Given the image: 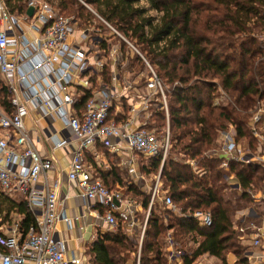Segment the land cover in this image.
<instances>
[{"label": "trees", "instance_id": "trees-1", "mask_svg": "<svg viewBox=\"0 0 264 264\" xmlns=\"http://www.w3.org/2000/svg\"><path fill=\"white\" fill-rule=\"evenodd\" d=\"M6 1L12 12L27 9L24 0ZM85 1L135 45L168 84L172 153L174 150L182 157L166 159L161 178L168 187L166 195L171 196L179 212L166 206L164 211L170 214L163 229L159 203L152 205L140 264H168V236H172L182 264H196L204 255L229 264L228 253L237 257L236 264H250L249 246L236 242L245 220L235 217L246 208L247 202L254 201L253 189L264 190V168L253 159L250 162L231 160L225 169L223 159L213 152L221 148L219 130L229 127L235 130L237 142L246 143L250 154L259 152L261 141L254 127L264 135V115L255 126L252 120L264 106V42L258 41V35L264 32V0ZM142 1L161 13L159 18L149 17L148 9L139 7ZM58 7L63 15L77 18L80 27L90 26L95 20L102 31H109L113 42L100 43V49L108 54L112 44L119 43L123 54H132L127 66L133 73L138 74L146 66L138 53L78 0H59ZM110 72V66H106V79ZM176 82L181 84L174 87ZM222 90L229 99L225 104L216 105ZM89 95L88 91L82 95L80 105H84ZM0 108L7 113L13 111L10 90L1 76ZM155 116L165 121L164 114L160 117L155 112ZM98 149L102 151L104 146L100 144ZM106 158L111 163L119 161L108 150ZM145 159L140 160L141 173L159 172L161 156ZM191 161L195 162L197 171ZM113 167L123 169L119 164ZM96 169L107 186L110 177L117 185L125 184L113 168ZM236 184L239 187L233 186ZM260 185L262 189L257 190ZM229 191L232 197H227ZM126 194L140 203L135 217L143 223L151 192L132 184L126 185ZM197 210L211 213L210 226L193 216ZM0 214L4 221L16 215L24 235L36 224L27 200L1 189ZM248 219L252 221L250 216ZM125 226L126 222L119 218L116 231L98 232L88 246L90 264H125L132 253L136 255L133 263H137L140 228L133 237L128 235Z\"/></svg>", "mask_w": 264, "mask_h": 264}, {"label": "built area", "instance_id": "built-area-1", "mask_svg": "<svg viewBox=\"0 0 264 264\" xmlns=\"http://www.w3.org/2000/svg\"><path fill=\"white\" fill-rule=\"evenodd\" d=\"M24 2L27 4L25 12L19 9L12 12L7 1L0 0V76L10 90L13 107L12 113L0 108V130L4 129L0 132V189L6 194L20 193L34 213L36 224L24 235L16 215L4 221L0 214V264L83 263L80 256L69 258L65 242L52 235L58 221L70 223V220L58 209L62 181H50L48 176L56 156L42 154L36 146L35 135L27 126L26 118L32 112L38 115L36 127L44 121V129L51 136L53 132L54 135L60 134L54 148L70 153L67 180L77 188L78 198L85 204L79 218L89 213L97 223L104 224L107 231L117 230L119 218L133 230L138 225L137 208L125 199L121 190H112L95 174L93 164L87 160L89 154L94 152V161L97 162L100 158L98 145H103L120 158L121 166L128 168L132 178L141 174L139 156H161L148 214L142 224L136 263L140 264V251L152 205L161 202L179 212L171 196L161 192V171L170 147V131L160 137L145 125L152 117L148 114L150 107L160 106L169 117L168 88L140 50L87 4V8L110 31L144 60L148 75L147 94L138 93L134 84L121 75L132 54H123L119 43L113 44L108 54H102L105 51L99 44L109 42L110 32L102 31L97 21L80 27L79 20L63 15L57 3L44 0ZM30 7L34 8L32 16L27 13ZM106 66L111 69L109 79L104 76ZM179 83L176 82L174 87ZM87 91L90 97L80 105L81 97ZM221 95L223 99L229 98L224 90ZM215 104H220L218 97ZM263 115L261 108L254 115L252 124L255 126L260 122ZM135 123L140 125L134 126ZM254 133L261 141L262 151L259 152H262L260 160L264 168V135L255 127ZM225 134L221 151H214L223 159V168H228L231 160L250 162L256 159L240 149L231 133ZM190 163L197 171L195 162ZM258 197L264 198V192ZM247 211L248 214L252 212ZM193 216L207 226L213 222L210 212L197 210ZM258 234L253 240L255 246L260 244ZM169 240L168 264H182L172 236Z\"/></svg>", "mask_w": 264, "mask_h": 264}, {"label": "crops", "instance_id": "crops-1", "mask_svg": "<svg viewBox=\"0 0 264 264\" xmlns=\"http://www.w3.org/2000/svg\"><path fill=\"white\" fill-rule=\"evenodd\" d=\"M37 116H38L37 113L32 112L31 115L26 118V123L28 128L35 135L36 146L42 152V154L45 156L54 154L56 156V161L54 162L53 168L49 171L48 176L50 181L61 179L62 183L59 187L58 209L59 211L63 212L66 215V217L70 220V223L69 221L67 222L65 220L58 221L52 232V235L56 240L65 242L67 255L69 258H71L74 255L82 257V252L85 246L87 245L89 246L93 242L94 238H96L98 232L100 231V228L103 229L104 227L106 228V226L101 222L97 223V220L89 216V213H87L86 216L79 218L81 214H83L84 211L83 206L85 204L82 202L80 198H78L77 188L73 185H70L67 180V172L69 171L70 161H71L70 153L62 148H57V149L54 148L55 140L60 139L59 136L60 134L54 135L53 132L52 134L53 136H51V134H49L48 131H45L44 129L46 127L44 121L40 122V125L36 127L35 120ZM105 150L107 151L106 147H104V150L102 151L98 149L100 158L97 162L94 161V152H91L87 158V160L91 164H93L94 172L97 175H99L96 169L97 167L100 168L101 170L108 169V165H107L108 160L106 158ZM109 154H111L115 158H118L119 162L121 161L117 155L112 154L111 152H109ZM99 177L101 176L99 175ZM21 197L23 196L21 195ZM244 215H247V217L250 216L252 218V221L250 222V226L253 225L258 229L261 228L260 230H257L256 228L252 227V233L250 234L252 236H255L256 238L257 237L256 232H258L260 234V235L258 234L260 238V244L258 246H255L253 241H250V243L252 242V246H251L252 249L250 250L249 248V252L247 253L249 258V263L264 264V218L262 219L258 215H253L252 212L250 214L244 213L243 216ZM242 220L245 219L242 218ZM161 223L164 222L161 221ZM161 227L165 229L164 225H162ZM129 233L132 235L134 231H129ZM204 256L207 259L210 258V260L217 259L216 257L210 255H204ZM229 262L231 264L235 262V255L233 254L229 255Z\"/></svg>", "mask_w": 264, "mask_h": 264}, {"label": "rangeland", "instance_id": "rangeland-1", "mask_svg": "<svg viewBox=\"0 0 264 264\" xmlns=\"http://www.w3.org/2000/svg\"><path fill=\"white\" fill-rule=\"evenodd\" d=\"M44 1H50V2H53V3L59 4V0H44ZM78 2L81 5L83 4L85 7H87V5H88L85 0H78ZM88 6H90V5H88ZM139 7L148 9L147 15L149 17L159 18V16L161 15V13H159V12H157L155 10H151L150 9V5L148 3H146L145 1H142L141 3H139ZM106 35H107V33H106ZM106 35L104 34L105 37H106ZM108 41L109 42H113V38H110L109 37L108 38ZM258 41L260 43L261 42H264V32L258 35ZM113 44H116V42L113 43ZM102 54H105V53H102ZM141 68H142V70H140V72L138 74H135V73L132 72V70L129 67L127 68V66H126V69H125L126 71L124 73H122L121 75H122V77L125 76L126 78H128L134 84V86L136 87L135 90L138 93L145 95V94L148 93V90L146 89V84H145L146 83V80H147V76H148L147 75V67L144 66V67H141ZM153 68L157 72V70H156V68L154 66H153ZM120 72H122V71L120 70ZM211 81H216V79H212ZM165 85L168 88V84L165 83ZM221 94H222V91H221ZM221 94L218 96V100L220 101V104H225L227 102V99H223L224 96L221 95ZM168 106H169V117L165 113L164 109H162L160 106H153L155 109L150 107L149 108V111H148V114H150L152 117H151L150 121H148L145 125L149 129H152L155 132H157L160 137L166 135L167 134V131H170V140L171 141H170V147H169V150H168V154H167V158L166 159L171 158V157H174V158L177 159V158H181L182 156L180 154H178V153L176 154V151H174V150H173V153H172V147H173L174 144H173V141H172V138H171V129H170V126H169V123H170V105H169V101H168ZM262 108L264 109V106H262ZM155 112H157L158 115H160V117H162L163 114H164L165 121H163L161 119H158L155 116ZM125 113H128V112L125 110ZM168 118H169V121H168ZM140 122L143 123L144 121H140ZM137 125H140V124L139 123H135L134 124V126H137ZM168 126H169V129H168ZM2 131H4V129L0 130V132H2ZM224 133H226L225 135H228V133H231V137L234 140L236 139V132H235V130L232 127H229L227 130H225V129L224 130H221V131L219 130V133H218V141H219V144H220L221 147L223 145L222 143L224 142V141H222V140H224ZM235 142L240 147V149L242 151H244L246 154H248L249 156H252V155L256 156V159H255L256 163L262 164V161L260 160V154H262V152H258L257 151L254 154L251 153L252 154L251 155L250 152L248 151V149L246 148V143H239L236 140H235ZM218 149L220 150L221 148H218ZM258 150L259 151L260 150L262 151V148H260V146H259ZM110 156H112V155L110 154ZM139 159L141 161L146 160L143 156H139ZM107 160H108L107 161L108 169L109 168H113L114 170H116V172H118V174H119L118 177L121 178V180L123 181V184L125 183L124 185H122V184L117 185L116 182L114 181V178L110 177L109 178V181H108V187L111 188L112 190H121V192L124 194L125 199L127 201H131V203H133V205H136V208L139 209L140 208V203L135 198H132V197L128 196L130 194H128V195L126 194V185L136 184V185H139L142 190L146 191L147 193L148 192L150 193L151 192V189L154 186L155 178L157 177V175H158L159 172H157V173L155 172V173H151V174L141 173L136 178H132V176L129 173V170H128V168L126 166L125 167H122L123 169L121 170V169H118L117 167H113L114 165L116 166L117 164L120 165V162L119 161L114 160V158H113L114 163H115L114 164V163H111L108 158H107ZM140 168L141 167L139 166V169ZM132 180H133V182H132ZM161 188H162L161 189L162 194H166L168 192V187L164 185V182H162ZM258 189H262V186L260 185L257 188V190ZM252 191H253L252 193L256 196V197H254V201L253 202H247L246 208H244V210L240 211L239 214H237L236 217H235V219H237V220L240 219V218H244L245 219V224H244L243 228H240V231H239L240 233H239L238 238H236V242H237V244H242L243 246H247V247L249 246L250 250L252 249L251 248L252 242L250 243V241H253V239L255 238V236H252L250 234V233H252V228L250 227V222L247 221L249 219H248L247 215H244L243 216V214L246 213L247 210L249 209V210L252 211V214L253 215H258V216L260 215V218H262V219L264 218V198L263 197L262 198L261 197H258V196H260L261 192H264V190L256 191V189H253ZM11 195H13L14 197H17V198H20L21 197V194L20 193H12ZM232 196L233 195L231 194L230 191L227 192V197H232ZM158 203H159L158 206L160 207L159 209L162 211L161 213H162V216H163V220H161V221L164 222V223H161V221H160V224H161V226L164 225V227L166 228L167 227L166 224H167V221L169 219V214L170 213H166V211H164V210H167V207L164 204H161V202H158ZM147 214H148V212L146 214H144V216L147 217ZM144 221H143V223H144ZM143 223L142 222H138V225H136L133 228V230H132V228L129 229V226L126 225L125 227H126V231H127L128 235L134 237V233L132 235H130L129 234V231H134L135 232V230L138 231L137 229L140 228V233L138 234L139 235V240H140L141 230H142V224ZM104 228L103 229L100 228V232H102V231L107 232L108 229L105 228V230H104ZM169 237L170 236H168V238H167L168 244H169V242H171L169 240ZM87 252H88V245L85 246V248L83 249V252H82V257H81L82 258V262H83L82 264H90V259H89V255H88ZM137 252L139 253V249H138ZM248 252H249V249H248ZM232 254L231 253H228V255H227V260H228V263L229 264H231L229 262V255H232ZM135 256L136 255L134 253L130 254V258L127 260V262L125 264H134L133 261H134ZM208 257H210V256H208ZM236 262H237V257L235 256V262L233 264H236ZM196 264H221V263H220V261L218 259H212V260H210V258L207 259L205 256H203V257L199 258L196 261Z\"/></svg>", "mask_w": 264, "mask_h": 264}, {"label": "water", "instance_id": "water-1", "mask_svg": "<svg viewBox=\"0 0 264 264\" xmlns=\"http://www.w3.org/2000/svg\"><path fill=\"white\" fill-rule=\"evenodd\" d=\"M33 12H34V8L33 7H30L28 9V11H27V13H28L29 16H32ZM213 153H215V152H213ZM233 186L239 187V184H236V185H233Z\"/></svg>", "mask_w": 264, "mask_h": 264}]
</instances>
